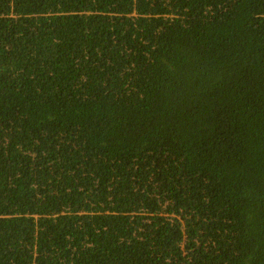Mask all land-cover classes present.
<instances>
[{"label": "trees", "instance_id": "obj_1", "mask_svg": "<svg viewBox=\"0 0 264 264\" xmlns=\"http://www.w3.org/2000/svg\"><path fill=\"white\" fill-rule=\"evenodd\" d=\"M0 264H264V0H0Z\"/></svg>", "mask_w": 264, "mask_h": 264}]
</instances>
